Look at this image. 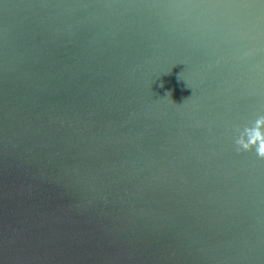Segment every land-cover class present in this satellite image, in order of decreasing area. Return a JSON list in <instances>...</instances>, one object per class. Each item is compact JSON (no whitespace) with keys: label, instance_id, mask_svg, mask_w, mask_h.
I'll list each match as a JSON object with an SVG mask.
<instances>
[{"label":"water","instance_id":"95a60500","mask_svg":"<svg viewBox=\"0 0 264 264\" xmlns=\"http://www.w3.org/2000/svg\"><path fill=\"white\" fill-rule=\"evenodd\" d=\"M261 0H0V264H264Z\"/></svg>","mask_w":264,"mask_h":264},{"label":"clouds","instance_id":"9594fccd","mask_svg":"<svg viewBox=\"0 0 264 264\" xmlns=\"http://www.w3.org/2000/svg\"><path fill=\"white\" fill-rule=\"evenodd\" d=\"M264 3V0H261ZM234 143L237 152H254L264 159V114H259L254 120L235 129Z\"/></svg>","mask_w":264,"mask_h":264}]
</instances>
